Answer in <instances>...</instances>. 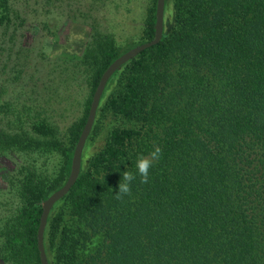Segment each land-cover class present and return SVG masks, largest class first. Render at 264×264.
Masks as SVG:
<instances>
[{
  "label": "trees",
  "instance_id": "1",
  "mask_svg": "<svg viewBox=\"0 0 264 264\" xmlns=\"http://www.w3.org/2000/svg\"><path fill=\"white\" fill-rule=\"evenodd\" d=\"M0 9L4 18L5 0ZM172 9L161 41L121 67L130 72L123 93L106 102L124 123L59 200L88 224L81 241L101 242L85 254L78 238L60 240V225L48 219L49 264L57 247L72 264H264V0H174ZM154 23L155 7L147 41ZM98 53L108 57L107 67L120 56L112 41ZM84 124L73 132L75 141ZM154 146L162 156L150 182L137 177L131 196L115 199L122 173L135 172L137 157ZM15 149L64 152L51 193L65 183L73 150L63 149L54 128L40 121L29 132H0V153ZM24 178V198L43 195ZM26 205L5 224L6 249L16 264H40L41 209Z\"/></svg>",
  "mask_w": 264,
  "mask_h": 264
},
{
  "label": "rangeland",
  "instance_id": "2",
  "mask_svg": "<svg viewBox=\"0 0 264 264\" xmlns=\"http://www.w3.org/2000/svg\"><path fill=\"white\" fill-rule=\"evenodd\" d=\"M173 1H165L167 26L173 16ZM5 2L8 11L4 18L0 9V132H29L33 123L43 121L54 128L63 149L74 151L78 139L74 140L73 132L85 123L93 84L107 67L108 57L98 53V46L112 41L122 55L145 43L156 0ZM129 73L127 66L121 68L104 89L83 149V172L106 149L111 130L124 123L120 114L104 107L111 98L123 93ZM63 153L36 149L0 153V264H16L6 249L5 224L12 222L17 213L26 211L27 202L42 209L43 202L52 194V182L59 178L65 164ZM24 176L42 188L44 193L38 199L28 201L20 193ZM69 207L67 199L58 201L48 219L60 225V240L66 236L69 241L78 238L83 252L93 254L101 237H93L91 244L87 239L81 241L88 224L76 219ZM49 255L53 264H72L61 247Z\"/></svg>",
  "mask_w": 264,
  "mask_h": 264
},
{
  "label": "water",
  "instance_id": "3",
  "mask_svg": "<svg viewBox=\"0 0 264 264\" xmlns=\"http://www.w3.org/2000/svg\"><path fill=\"white\" fill-rule=\"evenodd\" d=\"M164 11H165V0H156L155 4V23H154V36L152 40L142 43L136 47H133L120 55L116 60H114L102 73L98 84L93 92L91 103L88 109V115L85 124L81 130V133L76 142L70 165V172L65 183L55 192H53L48 198L43 202L41 214L39 218V225L36 233V245L39 254L40 264H49L47 256L44 249L43 236L45 227L47 224L49 213L52 207L60 199H62L75 184L79 173L81 171V160L82 153L86 143V140L91 132L94 124L96 111L104 92L107 82L112 77V75L119 70L125 63L134 59L144 50H147L153 46H156L162 38L164 31Z\"/></svg>",
  "mask_w": 264,
  "mask_h": 264
},
{
  "label": "clouds",
  "instance_id": "4",
  "mask_svg": "<svg viewBox=\"0 0 264 264\" xmlns=\"http://www.w3.org/2000/svg\"><path fill=\"white\" fill-rule=\"evenodd\" d=\"M162 156V150L159 146L147 155H140L135 162V172L125 170L118 183V190L114 195L117 200H123L125 196H131V185L139 177V183L148 184L150 182V169L157 163Z\"/></svg>",
  "mask_w": 264,
  "mask_h": 264
}]
</instances>
